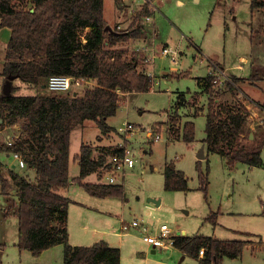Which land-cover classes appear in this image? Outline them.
Listing matches in <instances>:
<instances>
[{
    "label": "rangeland",
    "instance_id": "1",
    "mask_svg": "<svg viewBox=\"0 0 264 264\" xmlns=\"http://www.w3.org/2000/svg\"><path fill=\"white\" fill-rule=\"evenodd\" d=\"M217 1H155L158 10L153 17L157 34L153 39V46H150L152 49L147 50L150 59L147 57L145 60L146 53L138 56L145 71L155 78L154 87L148 92L122 95L121 106L116 115L108 119V123L118 130L125 122L136 126L135 133L129 139L136 150L138 162L135 167L126 169L124 178L120 180L119 185L123 186L124 191L122 196H94L73 180L80 173L79 163L74 156L80 152L82 143L97 144L102 140L101 143H111L115 148L123 141L121 135L109 132L101 133L100 136L101 130L97 124L91 123L92 120L73 130L70 149L71 184L60 190L74 199L69 206L71 244L91 246L105 241L111 246L121 248L122 264H200L197 258L185 255L173 247L153 252L154 247L144 240L139 229L124 232L120 230L121 219L131 222L138 218L155 233L161 224L167 223L176 235L185 231L188 235L204 234L223 239H243L249 236L246 232H252L264 238V167L251 168L247 164L239 163L231 168L220 154L209 153L200 163L206 177V189L203 188L197 168V153L206 136L209 104V94L203 91L206 92L203 97L198 93L200 89L197 78L212 75L214 64H219L226 74L248 78L253 74L250 81L256 83L244 84V80H240L232 91H226V85L225 89L221 87L219 90H223L221 99L224 102L237 104L243 98L249 101L250 98L258 96L254 90H247L245 85L258 90L260 96L264 97V70L257 65L259 61L251 56L253 49L264 51V47L253 45L249 35L250 27L245 23L251 18V0H240L236 3L234 0H227L226 8L220 7ZM114 2L115 0L104 1V16L108 20L113 19ZM235 14L238 15L237 19L234 18ZM130 18L129 13H125L117 23L122 22L123 26H127ZM253 20L255 26L264 23V15L257 14ZM115 22H112L113 25L109 22L108 24L113 27L117 24ZM10 37V28L1 27L0 94L5 84L2 70ZM139 43L134 38L122 43L120 47L129 50L128 53L131 54ZM164 46L178 51L176 61L171 60V55H160ZM239 66L243 69H239ZM164 71L174 75L161 77ZM12 85L15 87V94L19 95L54 93L46 87L23 82L20 78L14 79ZM93 85V82L84 80L81 85H73L70 90L81 93L86 87ZM213 89L218 90V87L213 86ZM181 91L188 98L186 105L171 108ZM202 109L204 110L192 120L194 114ZM188 121H194L196 127V138L193 142L169 137L171 128L182 127ZM263 121L262 114L253 117L250 115L251 131L244 136V141L255 138L254 130L257 125L264 126ZM10 126L12 125L1 130L6 134L20 135V126ZM148 129L161 133V139L150 140ZM251 133L254 134L253 138L249 137ZM126 143L128 144L127 141ZM262 157L264 162V149ZM8 159L7 162L14 161L13 158ZM166 161H174L177 167L184 170L189 180L188 189L165 188ZM16 169L22 175L32 177L27 168L20 169L17 166ZM9 171L10 169L4 170L6 175ZM85 181L106 184L102 182L103 175L99 171L92 173ZM153 199L160 200V204ZM2 201L0 194V205ZM211 211H220L216 224L209 219ZM17 243V217L12 215L9 219H4L0 212V264H32L36 263L38 257L43 258L38 262L43 264H62L64 260L60 248L34 255L28 249H20ZM47 259L50 263L45 261ZM222 264H264V249L253 252L250 247H246L242 257H224Z\"/></svg>",
    "mask_w": 264,
    "mask_h": 264
},
{
    "label": "trees",
    "instance_id": "2",
    "mask_svg": "<svg viewBox=\"0 0 264 264\" xmlns=\"http://www.w3.org/2000/svg\"><path fill=\"white\" fill-rule=\"evenodd\" d=\"M252 7L264 8V0H252ZM5 26L12 30L3 63L5 80L12 76L48 89L51 75L66 74L94 83L81 93L69 90L19 95L12 85L10 94H0V130L21 124V133L12 146L0 143V154L20 152L26 160L25 168L35 170L33 179L17 170H10L9 178L1 172L0 165V192L9 194L16 188L18 195L17 245L40 255L54 245L63 244L62 264H121L120 248L105 241L91 246L69 242L68 214L72 199L59 191L71 184L73 130L84 126L87 120H94L103 134L111 132L113 127L108 119L120 108L121 96L152 89L154 78L141 67L137 54H129V50L120 47L148 31L141 27L128 32L107 29L104 0H0V28ZM261 29L264 33V26ZM230 78L226 86L235 90L239 78L231 74ZM202 79L204 91L209 94L204 138L208 152L224 156L230 166L236 162L262 166L264 126L257 125L255 138L244 141L251 131L248 108L239 102L234 105L218 102L216 99L223 90L213 89L211 74ZM195 128L194 121H188L182 127L171 128L170 133L177 140L193 142ZM114 149L94 157L93 146L82 143L75 158L80 173L73 180L94 196H122L123 186L119 184L85 181L91 173L100 172ZM200 163L198 160L197 168L206 189ZM164 176L168 190L189 187L187 175L177 169L174 161L166 163ZM219 213L211 211L209 219L214 224ZM246 233L261 240L258 234ZM249 242L245 238L223 239L204 234L178 235L174 240L175 247L199 259L200 264H222L224 257H239Z\"/></svg>",
    "mask_w": 264,
    "mask_h": 264
},
{
    "label": "built area",
    "instance_id": "3",
    "mask_svg": "<svg viewBox=\"0 0 264 264\" xmlns=\"http://www.w3.org/2000/svg\"><path fill=\"white\" fill-rule=\"evenodd\" d=\"M125 6V11L130 15V21L127 26H123L122 22L117 23L113 26V29L116 31L128 32L132 28L141 27L150 31L152 36L148 44L140 45L141 47L135 48V53L139 55H144L145 60L147 57V50H151L150 46L152 45L153 39L157 34V29L154 23L153 14L158 10V7L155 4L156 0H121ZM145 8L148 9V12L145 13ZM139 16V19L135 21V18ZM160 55L170 56L171 60L176 61L179 55L178 51H175L168 46H164L160 52ZM150 59V58H149ZM214 71L211 72L213 76V86L218 89L221 87L224 88L227 81L231 79L226 74L225 70L221 68L219 64H214ZM149 75H151L149 73ZM153 76V75H151ZM84 81L83 78H77L66 74H54L48 78L47 88L53 92H63L69 91L73 85H81ZM136 126L131 122H125L122 127L119 129V134L121 135L120 142L110 154L107 163L100 170V175H103V181L106 184H120L121 178H124L126 169L133 168L138 162V156L136 150L131 146L132 142L129 139L131 135L135 133ZM3 135L4 138H3ZM19 134H1L0 130V143L5 142L8 146H12L15 142V139ZM148 136L150 140H159L161 139V133H155L153 130L148 129ZM128 142V144L126 143ZM11 157L14 159L13 168L17 166L22 169L26 167V160L20 152L12 151ZM122 231H128L130 229H139L143 233L144 240L151 244L154 249H170L175 247L174 240L176 235L172 228L167 224L163 223L158 228L157 232L150 231V226L138 218L129 222L124 219L121 220ZM183 235V234H179ZM201 255H203V249L201 250Z\"/></svg>",
    "mask_w": 264,
    "mask_h": 264
},
{
    "label": "crops",
    "instance_id": "4",
    "mask_svg": "<svg viewBox=\"0 0 264 264\" xmlns=\"http://www.w3.org/2000/svg\"><path fill=\"white\" fill-rule=\"evenodd\" d=\"M105 1V0H104ZM235 1V3L238 1H240V0H234ZM115 11H114V15H113V19L111 18L110 20H108L107 19V17L105 16V18H106V20L111 24V25H113L112 24V22H115V24L119 21V20H121V18L122 17H124V15H125V13H127V11H125V6L123 5V3H122V1L120 0V1H118V0H115ZM217 3H218V5L220 6V7H223V8H226V6H227V0H218L217 1ZM250 7H251V9H250V13H251V18L249 19V20H246V22L245 23H247V25L250 27V30H249V35H250V38H251V41H252V43H253V45L254 44H256V46L257 47H264V33L262 32V30H261V26H264V23L262 22L261 24H259V25H254V18H255V15H257V14H260V15H264V8H260V7H256V8H253L252 7V0H251V4H250ZM231 11H234V8H231ZM234 18L235 19H237L238 18V15L237 14H235L234 15ZM125 20V19H124ZM109 24V25H110ZM227 25V21L225 20V26ZM5 27H8V26H5ZM10 30H11V28H10ZM11 32H12V30H11ZM151 36H152V34H151V32L150 31H148L146 34H142V36L141 37H139V38H135L136 40H138L140 43H139V45H136V47H141L140 45H143V44H148V42L150 41V39H151ZM132 40H134V38H132ZM133 52H135V49H134V51ZM181 53H183L182 51H181ZM138 56V55H137ZM254 59H256V60H258L259 62H258V64L257 65H259V67L260 68H262L263 70H264V64H262V63H264V51H262V50H260L259 51V49L258 50H255V49H253V54L251 55ZM262 59H261V58ZM5 60V59H4ZM262 62V63H261ZM150 65V64H149ZM148 65V66H149ZM141 67L143 68V62H142V65H141ZM239 69H243V67L242 66H239ZM3 71V70H2ZM3 74V73H2ZM229 74V73H228ZM227 74V75H228ZM173 76L174 74H172V73H170V72H167V71H164L163 73H162V76L161 77H165V76ZM233 75V74H232ZM4 76V75H3ZM234 76H236V74H234ZM252 76H253V74H251V78H248V77H239V76H237V78H239V81L240 80H244V84H246V83H250V85L251 84H256L254 81H250V80H252L253 78H252ZM203 77H205V76H203ZM203 77H198L197 78V84H198V86H199V89H200V91H198V93H200L201 94V96L203 95V97H205V95L204 94H206V92H203L204 91V80L202 79ZM228 77L230 78V74L228 75ZM254 77V76H253ZM5 78V77H4ZM258 78V77H257ZM264 78V77H263ZM231 79V78H230ZM154 84H155V78H154ZM258 85V84H257ZM153 87H154V85H153ZM245 88L247 89V90H254L256 93H258V96L257 97H253V98H250L249 99V101H246V99H242V100H240V101H237V99H236V101L237 102H239V103H243L247 108H248V110H249V112H250V110H251V113H250V115L253 117L254 115H259V114H262V116H263V119H264V97L262 98L261 96H260V92L258 91V90H256V89H254V88H251V87H249V86H247V85H245ZM226 91H229V89L227 88L226 89ZM226 91H224V92H226ZM230 91H232V90H230ZM242 91H243V94L245 95V92H244V89L242 88ZM203 92V93H202ZM124 94H126V95H131V94H133V93H124ZM123 94V95H124ZM195 94V93H194ZM179 96H181V97H179ZM222 97H220V98H217L216 100L218 101V102H222L223 100V98L221 99ZM188 100V98L186 97V93L184 92V91H181V92H179V95H178V99L175 101V103L173 104V106H171V108H176V107H178V106H184V105H186V101ZM209 101V98H208V100H207V102ZM224 102V101H223ZM227 103V102H226ZM235 104V103H234ZM233 104V105H234ZM207 106V105H206ZM170 108V109H171ZM205 109V108H204ZM204 109H202V110H200V111H198V113L197 114H194V116L192 117L193 119L192 120H194V117H196V116H198ZM208 112V111H207ZM250 115H249V117H250ZM207 116V115H206ZM165 118L166 117H164V120H165ZM163 120V121H164ZM88 122V120L86 121V123ZM90 122V121H89ZM264 122V121H263ZM92 124H96V122L94 121V120H92V122H91ZM20 126V128H21V125H20V123H17V124H14V125H12V126H10V127H19ZM86 126V125H85ZM98 126V125H97ZM252 126H254V125H252ZM7 127H9V126H6V128ZM113 127V126H112ZM5 128V127H4ZM5 128V129H6ZM83 128H85V127H83ZM170 131V130H169ZM111 132H113V133H118L119 134V130L118 129H116V128H114L113 127V130L111 131ZM5 132H4V130L2 131L1 130V134H4ZM101 131H100V136H101ZM120 135V134H119ZM168 135H169V137L171 138V139H173V140H177V139H175V138H173V136L171 135V134H169V132H168ZM99 136V137H100ZM206 137V136H205ZM204 137V138H205ZM250 138H253L254 137V134L253 133H251L250 134V136H249ZM204 138H203V140H202V145H201V149H203V151H204V158H206V157H208V154L209 153H217V152H208V149H207V144H206V142L204 141ZM101 142H103L102 140L100 141V142H97V144L95 143V144H90V145H92L93 146V156L94 157H97L98 155V153H102V152H105L106 150H109V148H113L111 145V143L110 144H107V143H101ZM85 143V142H84ZM87 144H89V143H87ZM201 149H200V151H201ZM199 151V150H198ZM200 151L197 153V160H201L202 161V159H204V158H199L198 157V154L200 153ZM263 152V151H262ZM80 153V152H79ZM79 153H77L76 154V156L79 154ZM97 153V154H96ZM5 154V155H4ZM99 154V155H100ZM219 154V153H218ZM97 155V156H96ZM2 156H5V157H2ZM76 156H74V158H76ZM222 156V155H221ZM223 158H224V160H225V163H226V165L228 166V167H231V168H233V167H235L236 165H238L239 163H244V162H236V164L234 165V166H230V165H228V160H227V158H225L224 156H222ZM8 158H12L11 157V152H9V153H1L0 154V165H1V172L5 175V176H7V177H10V173L9 174H7L6 175V173L4 172V170H6V169H10V170H17L16 168H13V166H12V164H13V160H10V161H8L7 162V160H9ZM263 158V157H262ZM168 161H166V163H167ZM166 163H165V165H166ZM244 164H246V163H244ZM175 165H176V163H175ZM248 165V164H247ZM249 166V165H248ZM80 167V166H79ZM176 167H177V165H176ZM251 168H254V167H264V162H263V164H262V166H250ZM164 169H165V167H164ZM177 169H180V170H182L181 168H179V167H177ZM17 171H19V170H17ZM28 171V173H30L31 174V178L33 179L34 177H35V170L34 169H28L27 170ZM184 171V170H183ZM93 173H96V172H93ZM92 174V173H91ZM90 174V175H91ZM89 175V176H90ZM88 177V176H87ZM86 177V178H87ZM188 177V176H187ZM89 182H93V181H89ZM125 188V187H124ZM125 190V189H124ZM12 191V192H11ZM11 191H9V194H2L1 192H0V194L2 195V203H1V205H0V212H1V215H2V218H4V219H9L12 215H15L16 217H17V219H18V228H19V218H18V215H17V209H18V195H17V191H16V188H12L11 189ZM61 194H63L62 192L63 191H59ZM64 195V194H63ZM66 196V195H65ZM68 197H70L72 200H74L72 197H71V195H68ZM218 219V218H217ZM122 220V219H121ZM121 222V221H120ZM68 227H69V214H68ZM120 230L122 231V225L120 226ZM124 232V231H123ZM254 234H257V233H254ZM183 235H188V234H185V231L183 232ZM259 235V234H258ZM210 236H213V237H217V236H215V235H210ZM69 237H70V233H69ZM261 237V240H259V236H247V238H245V239H247V240H249L250 242L245 246V248L246 247H250L252 250H253V252H255V251H258L259 249H264V238L262 237V236H260ZM71 238V237H70ZM218 238V237H217ZM75 245V244H74ZM52 248H60V251H64V245L63 244H57V245H54V246H52V247H50V248H48V249H46V250H44L42 253H45V252H49V250H52ZM173 248H175V249H177V250H179L180 252H182L180 249H178L177 247H173ZM245 248H244V250H245ZM172 249V248H171ZM120 251H121V248H120ZM152 251L153 252H155L156 251V249H152ZM59 252V251H58ZM244 252V251H243ZM63 253V259H64V252H62ZM183 253V252H182ZM183 254H185V253H183ZM185 255H187V254H185ZM243 256V254L241 255V256H239V257H236V258H240V257H242ZM41 260H43V258H41V257H38L35 261H36V263H38L39 261H41ZM198 261H199V259H197ZM45 261H47L48 263H50L49 261L50 260H45ZM40 263H42V262H40ZM59 263V262H58ZM63 263V262H62ZM46 264V263H45ZM61 264V263H60ZM121 264H122V251H121Z\"/></svg>",
    "mask_w": 264,
    "mask_h": 264
},
{
    "label": "water",
    "instance_id": "5",
    "mask_svg": "<svg viewBox=\"0 0 264 264\" xmlns=\"http://www.w3.org/2000/svg\"><path fill=\"white\" fill-rule=\"evenodd\" d=\"M107 29H109L110 31H114L113 27L111 25L108 24ZM14 78L12 76L7 77V79L5 80V84H4V88H3V93L5 94H10L11 89H12V82H13ZM199 158H204V151L203 149H201L200 153L198 154ZM153 201H155L158 205L160 204V200H155L153 199Z\"/></svg>",
    "mask_w": 264,
    "mask_h": 264
}]
</instances>
